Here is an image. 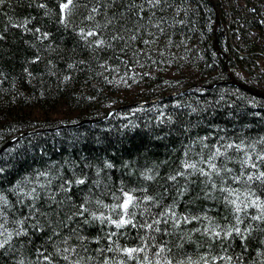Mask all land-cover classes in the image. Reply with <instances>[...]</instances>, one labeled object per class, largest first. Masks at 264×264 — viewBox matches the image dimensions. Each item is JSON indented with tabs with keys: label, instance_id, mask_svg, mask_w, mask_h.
I'll return each mask as SVG.
<instances>
[{
	"label": "trees",
	"instance_id": "trees-1",
	"mask_svg": "<svg viewBox=\"0 0 264 264\" xmlns=\"http://www.w3.org/2000/svg\"><path fill=\"white\" fill-rule=\"evenodd\" d=\"M63 2L0 3V144L27 129L100 116L123 103H148L116 109L98 122L27 134L0 153V195L8 202L0 203V223L6 220L5 228L13 232L10 244L0 248V264H47L41 252L53 264H69L63 255L80 264H144L145 255L152 264L168 259L173 264H264V222L251 219L259 209L239 213L244 219L239 227L250 226L243 242L235 234L213 236L209 223L235 224L234 208L219 187L239 188L244 199L243 179H231L240 174L244 156L235 145H255L254 160L264 150V98L232 84L206 87L228 79L229 70L264 91V0H213L217 25L210 0H162L155 8L135 0L143 3L142 19L127 0H75L62 23ZM93 7L99 12L92 13ZM81 29L98 35L85 39ZM215 33L224 54L215 49ZM99 39L106 43L97 47ZM228 144L234 147H222ZM216 148L232 158L219 157L217 164L225 161L233 172L222 173L223 185L213 176L218 186L213 190L207 177L185 170L183 162L207 171L201 160ZM252 171L247 168L246 174ZM80 179L85 183L77 184ZM18 184L24 193L36 187L39 195V212L23 225L18 221L29 216L34 201L20 193ZM121 188L135 189L141 204L135 209L137 226L117 230L90 213L111 214ZM145 196L154 199L144 201ZM82 204L88 211L76 215ZM171 205L178 224L168 217V224L158 225L160 232L140 227L161 219L158 214ZM21 227L27 236L15 235ZM113 232L118 234L110 236ZM117 243L147 247L138 259H129L115 251ZM109 245L113 251H107ZM65 247L75 252L64 253ZM160 248L165 251L156 256Z\"/></svg>",
	"mask_w": 264,
	"mask_h": 264
},
{
	"label": "snow or ice",
	"instance_id": "snow-or-ice-1",
	"mask_svg": "<svg viewBox=\"0 0 264 264\" xmlns=\"http://www.w3.org/2000/svg\"><path fill=\"white\" fill-rule=\"evenodd\" d=\"M113 3L116 2V0H112ZM147 4L152 6L153 8L159 6L162 2V0H145ZM0 3H3V0H0ZM129 10H131L133 7L139 9V12H137V19H142L140 16V12L144 11L143 8V3L140 5L135 4V0H127ZM75 4V0H65L61 4V13H62V20L61 22L63 23L66 19L67 16L71 14V9ZM92 13H97L99 12L98 7H93L91 9ZM123 15V13H121ZM152 16L155 15L153 12L151 14ZM88 19H94L92 15H89ZM116 19L115 14L113 17L109 18L107 23L111 24L113 20ZM151 19V16L149 17ZM107 26V25H105ZM159 27V23L156 25ZM96 28L99 29L101 28V25L97 24ZM39 31V29H37ZM81 35L87 39L89 36H95L98 35L96 31H87L86 33L84 32L83 29H81ZM47 36V34H45ZM120 37L113 36L112 39H119ZM132 39H136V36L134 35ZM97 47L103 46L106 42L104 39H99L98 41L95 42ZM147 43V41H145ZM110 46V45H109ZM27 71V70H26ZM260 143H264V141H260ZM207 147V145H205ZM225 147V149H231L234 147L233 144H228ZM236 150L240 152H244L243 158L240 160V174L236 176H232L231 179L233 180L234 183H239L243 179L244 183V190H243V196L244 199H241V189L239 188H225L223 186L219 187V191L227 193V195L224 197L225 201L232 205L234 208V220L235 224H232L230 226L226 227H221L220 225H212L211 221L210 226H211V231L212 235L219 238L221 236V233H223L226 237H232L233 234L241 238V241L243 242L244 240L247 239V236L245 233L250 234V226L245 227L243 230L239 225L244 224V219L239 215L241 212H246V210L250 207H255L259 209V212L257 215H254L251 217L252 220L254 221H261L264 222V200L261 199V196H264V169L260 167L261 164H264V150H262L260 153L255 154V160L253 159V153H255V145H235ZM251 148L252 153H249L246 149ZM187 155V153H185ZM219 157H224L225 161H230L232 158L228 157L226 154V151L222 152L220 148H216L215 152L212 153L207 157V159L201 160V163L207 165V171L203 168L197 167L196 163H190V162H183V167L185 170L191 169L192 174H195L196 172H199L200 175L207 177L208 179L205 181L206 184L211 186V189L216 190L217 189V184L215 180L213 179V176L220 177L221 179V184L223 185L226 183V180L224 176H222V173H232L233 169L229 168L227 166V163L225 161H221V163L218 165L217 160ZM111 167V165H109ZM251 168L253 171L251 173L246 174V169ZM0 171H3V169H0ZM40 175H43L41 173ZM177 175H182L186 176L188 175L187 172H179ZM177 178L176 175L170 176L169 179L175 181ZM146 179H153L151 176H147ZM71 182H69L70 184ZM77 184H84L85 180L80 179L76 181ZM255 184L256 187L253 188L252 185ZM17 189H19L20 193L23 194L26 198L32 199L34 203L30 206L31 211L29 213V216H25L23 219H20L18 223L20 225H23L26 220L29 219L30 216H33L36 212H39V209L35 207V201L39 200V195L37 194V188L32 187L31 190L27 193L23 192V189H20L19 184L16 186ZM41 188L44 187V185H40ZM63 188V185H61ZM66 191H70V187L68 189H65ZM135 189L129 190V191H124L123 188L120 189L121 195L116 196L114 194V199L119 201V203L113 204L111 206V214L108 216H104L101 214L100 216H97L95 213H90L93 219L99 220L101 223H104L105 221H108L111 225H113L117 230L123 229L129 225L132 227H136V223L134 222V218L136 216L135 209L140 207L141 204V198L137 197L135 193ZM260 193L259 195L257 193ZM180 195H184V191L180 192ZM208 195V193H206ZM230 197H234L230 199ZM54 200V196L52 197ZM154 197L152 196H145L143 197L144 201H153ZM0 203L6 205L8 202L5 200V198L0 195ZM97 203H100V201H97ZM105 207H108L105 205ZM88 211L87 208L84 207V205H80V210L76 213V215L83 216L84 212ZM145 211H150V209L145 208ZM113 214L115 218H113ZM161 219H154L152 223L145 222L144 224L140 225V227H145L147 229H153L155 232H160L161 229L158 227L160 223L168 224L169 220L168 217H171L177 224L179 223V220L176 219V212H175V205L167 206V210L163 211L158 214ZM4 213L2 211V208H0V217H3ZM207 219V217L205 216ZM71 219V217H69ZM193 219H199V217H193ZM183 220L185 222H188V217H183ZM88 221L86 220L85 223ZM7 223L6 220L4 222L0 223V237H3V239H0V248H4L5 245L10 244V241L13 236V232H9L7 228H5V224ZM219 229V230H217ZM37 230H42L37 228ZM199 229H197L198 231ZM209 231V228H205V232L207 233ZM166 232V229H165ZM7 233V235H5ZM118 232H113L110 233V236H116ZM15 235L16 236H27L28 233L26 230H24L22 227L18 228L15 230ZM51 239V237H49ZM81 239H84L81 237ZM152 240H155V236L151 237ZM98 242V241H97ZM65 244H67V241H64ZM116 243V242H114ZM147 245L145 244L144 246H138V247H120L117 243V247L115 251L123 253L125 256H127L129 259H138L140 253H145ZM39 251V250H38ZM59 252L60 250L57 249ZM107 251H113V248L111 245H109ZM164 248H160L158 252L155 253L156 256H159L162 252H164ZM64 253H74L75 248H69L65 247L63 249ZM41 256H43L44 261H47V264H53L51 256H44L43 253H40ZM63 260L68 261L69 264H80L79 260L72 261L70 260L69 255H63L62 257ZM201 259H204L203 257ZM223 259V257H221ZM232 257H228V260L231 261ZM144 264H152V261H150L147 257V255L144 256L143 258ZM22 264V262H21ZM103 264H108V261L105 260ZM157 264H159V261H157ZM166 264H173L172 260L168 259L166 260ZM205 264H208L207 260H205Z\"/></svg>",
	"mask_w": 264,
	"mask_h": 264
},
{
	"label": "water",
	"instance_id": "water-1",
	"mask_svg": "<svg viewBox=\"0 0 264 264\" xmlns=\"http://www.w3.org/2000/svg\"><path fill=\"white\" fill-rule=\"evenodd\" d=\"M213 3L214 9H215V25L218 24L219 22V16H218V10L213 2V0H210ZM214 45H215V49L218 53L224 54L223 51L219 48L218 43H217V36L216 33L214 34ZM224 66L227 68V62L226 60H224ZM228 79H224V80H217L214 82H211L210 84L206 85L207 88L217 84V83H225V84H232L235 86H238L254 95L257 96H261L264 98V91L260 90L258 88L252 87L249 84L236 79L233 74L231 73V71L228 70ZM155 98H152L150 101H154ZM148 103V101H135V102H128V103H123V104H119L116 106H112L110 108H108L104 114L100 115V116H88V117H83L80 118L78 120L75 121H70V122H62L56 125H52V126H46L43 128H35V129H27L24 131L19 132L18 134L8 138L7 140H5L4 142H2L0 144V153L9 145L17 142L19 139H21L23 136L30 134V133H34V132H38V131H42V130H55V129H60L63 127H74V126H78L80 124L86 123V122H98L100 120H102L103 118L107 117L112 111L119 109V108H123L125 106H133V105H139V104H146Z\"/></svg>",
	"mask_w": 264,
	"mask_h": 264
},
{
	"label": "bare ground",
	"instance_id": "bare-ground-1",
	"mask_svg": "<svg viewBox=\"0 0 264 264\" xmlns=\"http://www.w3.org/2000/svg\"><path fill=\"white\" fill-rule=\"evenodd\" d=\"M152 58V57H151ZM155 63V62H154ZM158 64V63H157ZM140 105H142V104H140Z\"/></svg>",
	"mask_w": 264,
	"mask_h": 264
}]
</instances>
